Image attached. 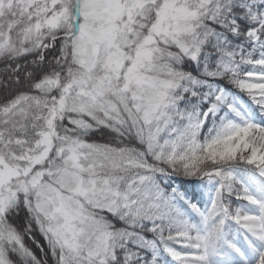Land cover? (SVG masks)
<instances>
[{"label": "snow or ice", "instance_id": "obj_1", "mask_svg": "<svg viewBox=\"0 0 264 264\" xmlns=\"http://www.w3.org/2000/svg\"><path fill=\"white\" fill-rule=\"evenodd\" d=\"M0 60V264H264V0H0Z\"/></svg>", "mask_w": 264, "mask_h": 264}, {"label": "trees", "instance_id": "obj_2", "mask_svg": "<svg viewBox=\"0 0 264 264\" xmlns=\"http://www.w3.org/2000/svg\"><path fill=\"white\" fill-rule=\"evenodd\" d=\"M7 73H6V64L4 61L0 60V77H3L5 76ZM8 94V90H5L3 87H0V100H2L6 95ZM106 135V134H105ZM95 139L98 140V142H105V140L101 137L100 134H97L96 137H94ZM20 217H23V214H21ZM20 217H17L14 219V223H16L17 225H22L23 223V220L20 221L18 218ZM19 220V221H18ZM36 239L41 243V244H45L43 238L38 234L36 233ZM25 243L31 247L33 249L34 252H36L37 256H42L43 254L41 253L40 249L36 247V245L32 242V240L28 239L27 237H25ZM46 247H45V251H46ZM47 264H53V261L51 259V257L49 256L47 258Z\"/></svg>", "mask_w": 264, "mask_h": 264}, {"label": "rangeland", "instance_id": "obj_3", "mask_svg": "<svg viewBox=\"0 0 264 264\" xmlns=\"http://www.w3.org/2000/svg\"><path fill=\"white\" fill-rule=\"evenodd\" d=\"M18 219H19L20 221H22V220H23V217H20V218H18ZM19 220H18V221H19Z\"/></svg>", "mask_w": 264, "mask_h": 264}]
</instances>
